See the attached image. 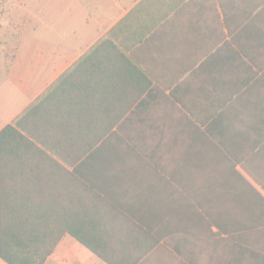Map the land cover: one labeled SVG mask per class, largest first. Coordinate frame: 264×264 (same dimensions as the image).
Returning a JSON list of instances; mask_svg holds the SVG:
<instances>
[{
  "label": "crops",
  "instance_id": "1",
  "mask_svg": "<svg viewBox=\"0 0 264 264\" xmlns=\"http://www.w3.org/2000/svg\"><path fill=\"white\" fill-rule=\"evenodd\" d=\"M8 126L0 208L83 241L44 264H264V0H0Z\"/></svg>",
  "mask_w": 264,
  "mask_h": 264
},
{
  "label": "trees",
  "instance_id": "2",
  "mask_svg": "<svg viewBox=\"0 0 264 264\" xmlns=\"http://www.w3.org/2000/svg\"><path fill=\"white\" fill-rule=\"evenodd\" d=\"M21 135L13 126L0 132ZM22 137V136H21ZM37 206L35 209L0 208V259L6 264H44L65 233L83 242L69 226L60 223V213Z\"/></svg>",
  "mask_w": 264,
  "mask_h": 264
},
{
  "label": "rangeland",
  "instance_id": "3",
  "mask_svg": "<svg viewBox=\"0 0 264 264\" xmlns=\"http://www.w3.org/2000/svg\"><path fill=\"white\" fill-rule=\"evenodd\" d=\"M2 5L4 6V7L2 8V12L5 13V12L9 11L8 8L5 7V3H4V1H2Z\"/></svg>",
  "mask_w": 264,
  "mask_h": 264
}]
</instances>
